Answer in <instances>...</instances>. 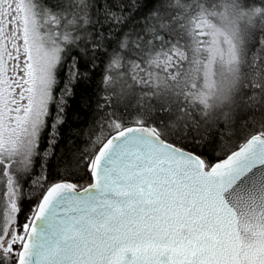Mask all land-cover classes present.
<instances>
[{"label":"snow or ice","instance_id":"obj_1","mask_svg":"<svg viewBox=\"0 0 264 264\" xmlns=\"http://www.w3.org/2000/svg\"><path fill=\"white\" fill-rule=\"evenodd\" d=\"M0 264H264V0H0Z\"/></svg>","mask_w":264,"mask_h":264},{"label":"trees","instance_id":"obj_2","mask_svg":"<svg viewBox=\"0 0 264 264\" xmlns=\"http://www.w3.org/2000/svg\"><path fill=\"white\" fill-rule=\"evenodd\" d=\"M72 103L73 107L69 111V117L67 124L64 126V128L61 129V139L59 140L58 144L56 145V148L54 150L55 154L52 156L51 159L44 161H36L34 160V166L31 171V179L28 181V184L25 186V193L29 195V201L24 205L25 208V214L27 213L28 208L31 207V204L34 202L32 200V196L36 194L39 191V188L36 185H33L32 180H41L42 177H47L48 183L56 182L60 179V174L64 172L65 168V159L67 158V154L69 151L68 143L69 140L72 139L75 141L74 147L85 149L90 148V143H84L85 141H89L90 135L94 138L96 133H90L89 129L91 128L90 121L88 123L84 122V117H80L79 120L75 118L73 113L76 110V104L75 102ZM54 112V109H52ZM49 123H51V117H49ZM71 128L73 131L77 133L76 136L69 137L68 135V129ZM83 129V135H79L80 130ZM47 147V139L46 135L41 137L40 142V151L41 153L44 151V149ZM208 152L211 154L212 149L211 147L208 148ZM216 154L219 153V148L217 149ZM69 164H71V161H68ZM44 164L45 168L42 170L41 165ZM80 183H86V181H81Z\"/></svg>","mask_w":264,"mask_h":264}]
</instances>
